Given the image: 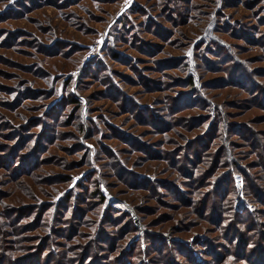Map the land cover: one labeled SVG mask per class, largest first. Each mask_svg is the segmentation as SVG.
<instances>
[{
  "label": "rangeland",
  "instance_id": "obj_1",
  "mask_svg": "<svg viewBox=\"0 0 264 264\" xmlns=\"http://www.w3.org/2000/svg\"><path fill=\"white\" fill-rule=\"evenodd\" d=\"M263 93L264 0H0V256L74 262L98 234V257L135 242L127 264H150L146 233L177 264H192L179 245L213 264L205 241L223 243L234 221L212 222V182L226 172L217 160L232 158L264 191ZM90 182L105 204L79 202L83 219L48 226L53 205ZM228 182L234 212L254 210L264 233V202L245 200L241 174ZM106 206L137 231L129 218L104 222ZM234 257L219 264H254Z\"/></svg>",
  "mask_w": 264,
  "mask_h": 264
},
{
  "label": "trees",
  "instance_id": "obj_2",
  "mask_svg": "<svg viewBox=\"0 0 264 264\" xmlns=\"http://www.w3.org/2000/svg\"><path fill=\"white\" fill-rule=\"evenodd\" d=\"M187 84L190 85L192 84V79L188 78L187 80ZM263 101H264V93H263V97H262ZM220 117V115H215L214 117ZM213 126V127H212ZM209 129V132L215 131V130H219L218 128L216 129L215 125H212ZM244 130L247 131V129L243 126V125H232L229 130H231V132L233 130ZM208 132V133H209ZM239 132V131H238ZM242 135V133H240ZM239 134V135H240ZM208 134H206L207 136ZM211 135V134H210ZM205 146V145H202ZM184 149V148H183ZM185 150V149H184ZM189 151H192L194 158L196 159V161L198 162L199 159V152L196 151V148H192ZM33 157V156H32ZM31 157V158H32ZM194 159V160H195ZM232 159V158H231ZM226 160L219 161L218 163H220L221 165H226V172L223 173V176H216L215 179L212 182V187L214 185V190L217 191V195L219 197V204L216 206L214 205L215 203H213V211L211 212V218H212V222H214L216 224V227L218 229L221 228L222 223H224V221L226 219V212L232 213L230 218H233L234 221L233 223H230L232 221H230L227 224V227L225 229V231L223 232V234H221L219 237L221 240H224L223 243H215L214 239H207L205 241L206 244V252L208 254H210L212 256L211 261L213 262V264H219L224 258L225 259H235L234 255L240 256V257H246V258H251L252 261L254 260V264H264V246L262 244V242L264 241V233L261 232L260 229V224H258V217L256 216V212L253 211H248V210H243L241 213H235L232 207V196L236 195L234 193V191L229 190L228 187H230L229 185V180L232 181V175H234L235 173H239L241 174L242 178H243V195L245 197V200L249 203H254L257 201L260 202H264V191L259 188L257 186V184H253L252 180L253 178L251 177V175H249L248 173L245 172L244 169H242L238 164H235V162H233L232 160ZM200 161V160H199ZM190 164L192 163V160H189ZM24 163L21 164V166H24ZM25 167V166H24ZM29 169V167L27 168ZM185 174L187 175H191L189 171H185ZM131 177H134L131 174ZM227 178V181H225L224 179ZM144 181L147 182L146 179H143ZM151 184L154 183V181H150ZM148 182V183H150ZM91 183V182H90ZM90 183H86V186H79L77 185V187H79L82 191V193H85V196H81L79 193H75L73 191L68 192L63 199L59 200L55 205H53V213L50 214L49 212V218L47 220V224L48 226L51 223H64L65 220L68 218H66L67 213L70 212L69 216L74 218V219H83L84 218V210H81L77 207V203L81 202V203H85L86 200L91 199V198H97L101 204H105V196L103 194L100 193L98 186L95 184V182ZM228 184V187H226L224 189V185ZM231 184V182H230ZM159 186V185H157ZM156 186V187H157ZM143 187V186H142ZM222 187V188H221ZM91 188V191H88ZM152 186H150V190H151ZM153 190V189H152ZM170 190L172 191V193L176 196H180L179 199L182 202H185V198L182 197L183 193H178L177 188L175 186H173V184H170ZM215 195V194H214ZM250 195H252V198H250ZM62 207V208H61ZM107 210L106 212L103 214L102 218L104 222L106 223H112V226H115L118 224L119 220H121L123 217L124 218H129L128 222V226L130 228H132L134 231H137L136 228L134 227V225L131 223V219L129 216L125 214H121L118 218L116 219H112L111 216H109V213L114 212V210H112L111 208H109V206H106ZM201 206L199 205L197 208H200ZM62 209V210H61ZM200 211H204L205 209L200 208ZM49 211V210H48ZM232 211V212H230ZM46 214V213H45ZM222 216V218H221ZM64 218H66L65 220H63ZM229 218V217H228ZM42 221V219H40ZM256 228L258 229V235H256V237L254 236V233L256 232ZM125 232L126 228H121V232ZM127 232V231H126ZM125 232V233H126ZM72 233V235H75L76 232L75 230L70 226V234ZM124 234V233H123ZM123 234H121L120 236H123ZM103 237H101V235H94L93 237V241L90 244V248L85 249V247H81L78 249V251L76 253H74L73 258H75L74 262H72V259H67L66 263H60V260H64L63 258H68L67 256H63L60 254H52L49 256V258H46L43 262V264H74L75 262L77 264H81V263H85V264H103L106 261V263L108 264H127V262L130 260V258H132L134 256V252L136 250H134L133 248L138 244L135 242H131L130 243V247L127 248V246L120 250L119 252H117L115 255L111 256L110 255H106V256H101L98 257L96 254V249L94 250V244L96 245V243H101L103 241L102 239ZM139 238L141 240L146 241L147 245V249L145 251V254H149L152 252V254L154 255L153 258L155 260V262L151 261L152 259H150V264L153 263H157L160 262V260L162 262H164L165 264H177L176 262H174V258L177 256H173V254L170 253L168 254L167 252H162L164 251L166 248L164 247V244L161 240V238L159 237H149L146 233L145 235H139ZM110 239V238H107ZM257 240V243H254V240ZM149 242V244H147ZM234 244V249H232V245ZM110 250L113 251V241L110 240ZM92 246V247H91ZM5 246H1L2 250H4ZM149 247H152V249H150ZM173 247V246H171ZM136 248V247H135ZM174 249H176L177 251L180 252L181 255H178V257L180 258H186L187 260H189V262H191L192 264H201L200 261H197L195 256H194V251L192 249L189 248H185L182 245H179L177 247H173ZM133 249V250H132ZM110 251V253L112 252ZM167 251V250H166ZM170 251V250H169ZM114 252H112L113 254ZM138 255V254H137ZM224 256V258H223ZM103 257V258H102ZM53 261H52V260ZM38 260H34L33 263H37ZM0 263L1 264H13L12 263V259L10 256H0ZM130 263V262H129Z\"/></svg>",
  "mask_w": 264,
  "mask_h": 264
},
{
  "label": "built area",
  "instance_id": "obj_3",
  "mask_svg": "<svg viewBox=\"0 0 264 264\" xmlns=\"http://www.w3.org/2000/svg\"><path fill=\"white\" fill-rule=\"evenodd\" d=\"M124 2L128 3L129 0H124ZM122 210H124V212H126L131 218H133V220H135V215L133 213V208L129 204H127V203L123 204L122 205ZM135 222H136L135 225L137 227H140V225L137 224L136 220H135Z\"/></svg>",
  "mask_w": 264,
  "mask_h": 264
}]
</instances>
